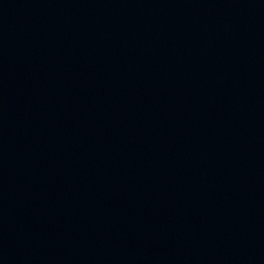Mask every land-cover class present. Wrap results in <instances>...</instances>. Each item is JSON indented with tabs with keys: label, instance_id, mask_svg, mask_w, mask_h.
<instances>
[{
	"label": "water",
	"instance_id": "water-1",
	"mask_svg": "<svg viewBox=\"0 0 264 264\" xmlns=\"http://www.w3.org/2000/svg\"><path fill=\"white\" fill-rule=\"evenodd\" d=\"M0 264H264V0H0Z\"/></svg>",
	"mask_w": 264,
	"mask_h": 264
}]
</instances>
